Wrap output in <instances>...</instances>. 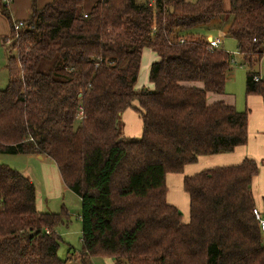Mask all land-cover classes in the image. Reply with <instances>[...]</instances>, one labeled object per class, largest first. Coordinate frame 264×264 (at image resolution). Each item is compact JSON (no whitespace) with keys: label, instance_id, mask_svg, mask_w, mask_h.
Instances as JSON below:
<instances>
[{"label":"trees","instance_id":"trees-1","mask_svg":"<svg viewBox=\"0 0 264 264\" xmlns=\"http://www.w3.org/2000/svg\"><path fill=\"white\" fill-rule=\"evenodd\" d=\"M0 10L16 51L0 89V156L42 154L57 164L81 198L83 264L96 256L264 264L256 159L186 174L188 222L167 198L168 173L248 142L249 110L208 101L225 92L233 54L209 48L193 28L230 15L227 33L249 67L246 93L264 104V77L252 70L264 56V0H230L228 9L225 0H32L18 31L3 0ZM146 48L158 56L152 89L136 87ZM128 107L142 119L139 138L124 134ZM64 214L39 210L34 182L0 160V264H64L56 231Z\"/></svg>","mask_w":264,"mask_h":264},{"label":"rangeland","instance_id":"rangeland-1","mask_svg":"<svg viewBox=\"0 0 264 264\" xmlns=\"http://www.w3.org/2000/svg\"><path fill=\"white\" fill-rule=\"evenodd\" d=\"M48 1V0H46ZM51 1V0H49ZM47 3V2H46ZM44 5V4H43ZM225 6L228 9L230 6V0H225ZM231 17L227 14L221 19H216L210 22L208 25H201L193 28V31H198L205 34L207 37L219 36L220 38V48L224 50L235 53L234 62L231 64L229 69V79L226 83L225 92L222 94H216L217 98L231 103L236 106L240 111L249 110V128H248V142L241 146L239 149L243 152V157H252L256 159L259 164V173L255 176L254 182L256 185L255 192L256 194H264V111H259L256 108V101L252 100L251 97L258 95H247L246 93V78L247 71L249 67L244 64L241 60L240 54L237 50L236 39L231 37L228 33V26L230 23ZM2 35V34H1ZM0 35V89H5L9 81V72H8V59L11 55H16L15 50H10L8 48L9 44L5 43L3 36ZM10 36V33L7 37ZM224 38V39H222ZM153 51L145 49L144 56L142 61L141 70L138 76L136 87H146L152 89L150 83H148V69L150 66L151 56L149 53ZM154 56L156 54L153 52ZM260 73L261 77H264V56L259 64H256L252 69ZM202 86L200 82H195ZM262 101V99H261ZM127 112H131L132 115H135L134 122L135 128L137 131L139 127L143 130V122L140 117L139 112L135 107H128L121 114L122 127L123 131L127 125ZM133 128V125H132ZM128 128H126L127 130ZM128 131V130H127ZM126 133V132H125ZM142 135V131L139 134H133L131 138H139ZM229 153V152H223ZM22 156V157H21ZM25 155L21 154H10L3 153L0 156L1 162L22 171L26 166L24 161ZM243 159V158H242ZM199 162V161H198ZM197 164V165H196ZM200 164V165H198ZM195 165L194 168L197 171L203 168L202 163H192ZM191 168V167H190ZM193 168V167H192ZM184 173H190L189 167H186ZM173 174L182 176L181 174L171 172L168 179V185L170 187L169 197L171 202H174L176 207L182 213V221L188 222L190 218V211L188 210V193L183 189L182 182H178V177H173ZM38 189L41 192V200L43 202L42 211H51V212H66V215L63 216V222L56 227V231L60 234L62 240L58 250V257L65 261L64 264H83L81 257H79L82 250V241H81V228L82 222L80 219V210H81V199L80 196L72 191L63 181L62 177L58 175V178L55 177L52 179L50 186L52 191H46L44 180L39 178ZM255 194V195H256ZM257 197V196H256ZM168 199V200H169ZM259 201L260 198L258 197ZM76 256V257H74ZM90 264H107L106 259L103 256H96L94 259H91Z\"/></svg>","mask_w":264,"mask_h":264},{"label":"crops","instance_id":"crops-1","mask_svg":"<svg viewBox=\"0 0 264 264\" xmlns=\"http://www.w3.org/2000/svg\"><path fill=\"white\" fill-rule=\"evenodd\" d=\"M46 2H49V0L48 1L37 0L38 6H40V7L43 6V4H46ZM31 8H32V0H13L11 2V4L9 5L12 20L17 21V20L27 19L31 13ZM10 32H11L10 23H9L8 19L5 17V15H3L1 10H0V35L2 34L1 36H3V38H4ZM222 39H224V38H222ZM4 40H5V38H4ZM236 46H237V44H236ZM146 49L151 50L149 48H146ZM151 51H153V50H151ZM153 52L149 53V55L151 56V60H150L151 63L154 60L158 59L157 54L154 52L156 54V57H155ZM143 56H144V52L142 55V61H143ZM151 63H150V65H151ZM141 66H142V63H141ZM149 70H150V66L148 69L147 79H148V83H150V85L153 88L152 83L149 81ZM137 88H140V87H137ZM215 95L216 94H214V93H209V95H208L209 103H213V102L222 100V99L217 98V96H215ZM261 99L262 98H259L257 96H253V97H251L250 102L252 100H255L256 101V108H258L257 110L264 111V104H263V101H261ZM229 104H231V103H229ZM133 117H135V115H132L131 112H127V117H126L127 125L124 129V134L128 137L133 136V134H136V133L140 134L142 131V129L140 127L137 131L134 130L135 122H134ZM132 125H133V128H132ZM126 128H128L127 129L128 131L126 130ZM240 148H241V146L237 147L235 149V151L229 152V153H217V154H212V155L199 156V160H198L199 162L197 161L196 163H202L203 162L202 166H204V167L201 168V170L205 169V168H209V167H214V166H222V165H230V164L238 163L242 160V158H244L242 155L243 152H241L239 150ZM18 155H21V154H17V156ZM23 155H25V158H21V159H24V161L26 162V166L20 172L25 174L27 177H29V179L31 181L34 182L36 189H37V208L42 211L43 202H42L41 196H40L41 192L39 191L38 185H37L38 182L40 181L39 178L44 180L46 191L48 193V192L52 191V188L50 186L52 179L55 177L58 178V175L61 176L59 168H58L57 164L51 158H49L46 155H42V154H23ZM198 165H200V164H198ZM194 166L195 165H192V164H187L185 166V169H186V167H189V169H191L189 171L190 173H187V175L194 174V173L200 171V169L197 171V169H195ZM185 171L186 170H184V172ZM184 172L178 173V174H181L182 176H178L176 174H173V177H178V182L181 181L182 184H183L184 176L186 175V173H184ZM169 175H170V173L167 174V185H168ZM255 189H256V185L254 182V193L256 194ZM169 190H170V187L168 185L167 195L169 194ZM255 196H257L256 199L258 197L260 198L259 201L257 200L258 204H260L264 194L263 195L262 194H256ZM168 197H169V195H168ZM168 201L170 203L176 205L174 202H171L170 199ZM188 201H189V196H188ZM189 206H190V204L188 205V210L190 211ZM79 215H80V219H81V210H80ZM74 257H76V256H74ZM79 257H80V255H79ZM103 257L106 259L107 264H117V262L115 261V259L113 257H111V256H103ZM94 258L95 257H93L92 259H94Z\"/></svg>","mask_w":264,"mask_h":264},{"label":"built area","instance_id":"built-area-1","mask_svg":"<svg viewBox=\"0 0 264 264\" xmlns=\"http://www.w3.org/2000/svg\"><path fill=\"white\" fill-rule=\"evenodd\" d=\"M12 1L13 0H3V2L5 4H7V5H10ZM23 25H24V21L23 20L14 21L15 31H18L20 29V27H22ZM16 36H18V33H17ZM207 41H208L209 48H220L219 46H220L221 41H220L219 36L208 37ZM5 42L8 44V43L11 42V39L8 38V40L7 41L5 40ZM232 54H233V57L231 59V62H234L235 53H232ZM260 78H261V76H255V80H259ZM254 212L256 214V217L260 221L262 230H264V217L261 215L260 211L257 208L254 209Z\"/></svg>","mask_w":264,"mask_h":264}]
</instances>
